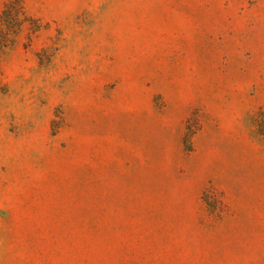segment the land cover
I'll use <instances>...</instances> for the list:
<instances>
[{
	"label": "rangeland",
	"instance_id": "374dc122",
	"mask_svg": "<svg viewBox=\"0 0 264 264\" xmlns=\"http://www.w3.org/2000/svg\"><path fill=\"white\" fill-rule=\"evenodd\" d=\"M24 3L0 264H264V0Z\"/></svg>",
	"mask_w": 264,
	"mask_h": 264
},
{
	"label": "trees",
	"instance_id": "16d2710c",
	"mask_svg": "<svg viewBox=\"0 0 264 264\" xmlns=\"http://www.w3.org/2000/svg\"><path fill=\"white\" fill-rule=\"evenodd\" d=\"M24 0H9L1 16L0 45H12L27 21Z\"/></svg>",
	"mask_w": 264,
	"mask_h": 264
}]
</instances>
